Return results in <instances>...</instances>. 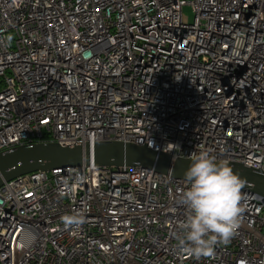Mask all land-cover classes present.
<instances>
[{"label": "built area", "instance_id": "built-area-1", "mask_svg": "<svg viewBox=\"0 0 264 264\" xmlns=\"http://www.w3.org/2000/svg\"><path fill=\"white\" fill-rule=\"evenodd\" d=\"M96 141L264 173V0H0V152ZM188 186L93 163L2 179L0 264H264V198L245 189L213 257L182 251Z\"/></svg>", "mask_w": 264, "mask_h": 264}, {"label": "clouds", "instance_id": "clouds-1", "mask_svg": "<svg viewBox=\"0 0 264 264\" xmlns=\"http://www.w3.org/2000/svg\"><path fill=\"white\" fill-rule=\"evenodd\" d=\"M187 190L180 195V203L187 209L180 224L182 235L178 243L182 251L196 259L213 257L219 242H228L240 227L245 206L242 189L245 181L229 163L217 162L207 150L192 155V163L185 171ZM67 228H79L85 217L82 212L65 215ZM21 240L22 244L34 242Z\"/></svg>", "mask_w": 264, "mask_h": 264}, {"label": "water", "instance_id": "water-1", "mask_svg": "<svg viewBox=\"0 0 264 264\" xmlns=\"http://www.w3.org/2000/svg\"><path fill=\"white\" fill-rule=\"evenodd\" d=\"M82 163L107 166H140L184 179L192 159H172L166 153H156L143 145L121 141H96L80 145L40 142L15 146L0 152V184L18 175L56 167L80 166ZM245 181L243 189L264 198V173L239 163H229Z\"/></svg>", "mask_w": 264, "mask_h": 264}, {"label": "rangeland", "instance_id": "rangeland-1", "mask_svg": "<svg viewBox=\"0 0 264 264\" xmlns=\"http://www.w3.org/2000/svg\"><path fill=\"white\" fill-rule=\"evenodd\" d=\"M193 11L189 5H184L182 7V18L185 22H192L193 20Z\"/></svg>", "mask_w": 264, "mask_h": 264}]
</instances>
